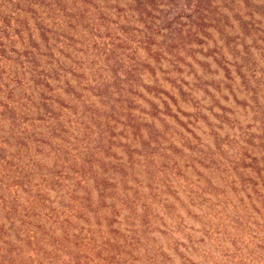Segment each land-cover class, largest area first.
Returning <instances> with one entry per match:
<instances>
[{
  "label": "rangeland",
  "instance_id": "rangeland-1",
  "mask_svg": "<svg viewBox=\"0 0 264 264\" xmlns=\"http://www.w3.org/2000/svg\"><path fill=\"white\" fill-rule=\"evenodd\" d=\"M0 264H264V0H0Z\"/></svg>",
  "mask_w": 264,
  "mask_h": 264
}]
</instances>
